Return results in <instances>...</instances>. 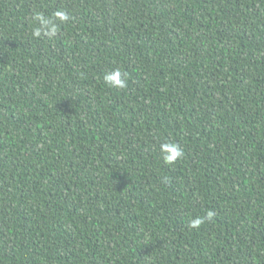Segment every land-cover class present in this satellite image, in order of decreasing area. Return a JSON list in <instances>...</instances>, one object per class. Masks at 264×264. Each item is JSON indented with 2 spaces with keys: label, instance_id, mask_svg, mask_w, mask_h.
Here are the masks:
<instances>
[{
  "label": "trees",
  "instance_id": "obj_1",
  "mask_svg": "<svg viewBox=\"0 0 264 264\" xmlns=\"http://www.w3.org/2000/svg\"><path fill=\"white\" fill-rule=\"evenodd\" d=\"M0 264H264V0H0Z\"/></svg>",
  "mask_w": 264,
  "mask_h": 264
},
{
  "label": "clouds",
  "instance_id": "obj_2",
  "mask_svg": "<svg viewBox=\"0 0 264 264\" xmlns=\"http://www.w3.org/2000/svg\"><path fill=\"white\" fill-rule=\"evenodd\" d=\"M69 19V16L63 11H57L54 13L53 18H46L42 14H36L34 20L37 23V27L33 28L32 35L34 37H41L42 35L49 38L55 36L58 25L56 20L65 22ZM128 73L123 72L120 69H115L106 72L103 76L104 83L110 87L117 89H124L127 86ZM161 159L165 164L173 165L184 155L183 148L178 144L171 141H164L160 145ZM214 216V212L208 211L204 217H196L190 221V227L199 228L205 220H211Z\"/></svg>",
  "mask_w": 264,
  "mask_h": 264
}]
</instances>
